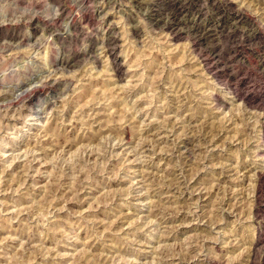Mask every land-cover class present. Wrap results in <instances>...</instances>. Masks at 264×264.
Listing matches in <instances>:
<instances>
[{"label": "rangeland", "instance_id": "rangeland-1", "mask_svg": "<svg viewBox=\"0 0 264 264\" xmlns=\"http://www.w3.org/2000/svg\"><path fill=\"white\" fill-rule=\"evenodd\" d=\"M0 91V264H264V0H0Z\"/></svg>", "mask_w": 264, "mask_h": 264}, {"label": "bare ground", "instance_id": "bare-ground-1", "mask_svg": "<svg viewBox=\"0 0 264 264\" xmlns=\"http://www.w3.org/2000/svg\"><path fill=\"white\" fill-rule=\"evenodd\" d=\"M216 1V0H215ZM184 9V8H183ZM237 12V11H236ZM194 13V12H193ZM215 16V15H214ZM187 17V16H186ZM172 20V19H171ZM176 22V21H175ZM179 22V21H178ZM76 23V22H75ZM230 26V25H229ZM261 29V28H260ZM217 30V29H216ZM180 31V30H179ZM175 32V31H174ZM112 36V35H111ZM259 36V35H258ZM115 38V37H114ZM198 38V37H197ZM113 41V40H112ZM118 41V40H117ZM116 41V42H117ZM108 47V46H107ZM114 47V46H113ZM108 49V48H107ZM98 56V55H97ZM69 58V57H68ZM70 66V65H69ZM118 68V67H117ZM58 78V77H57ZM69 78V77H68ZM64 79H66V78H64ZM55 81V80H54ZM157 81V80H156ZM181 82V81H180ZM59 83V82H58ZM67 83H68V81H67ZM88 83V82H87ZM160 83V82H159ZM158 83V84H159ZM166 83V82H165ZM90 84V83H89ZM176 84V83H175ZM181 84V83H180ZM65 86V85H64ZM15 87H16V85H15ZM153 87H154V85H153ZM181 87V86H180ZM85 88V87H84ZM93 88V87H92ZM3 89V88H2ZM16 89H18V88H16ZM61 89V88H60ZM88 89V88H87ZM36 90H37V88H36ZM62 90H64V89H62ZM75 89H73V91H74ZM85 90V89H84ZM3 91V90H2ZM83 91V90H82ZM1 92V91H0ZM14 92V91H13ZM32 92V91H31ZM97 92V91H96ZM111 92V91H110ZM4 93V92H3ZM63 93V92H62ZM73 93V92H72ZM237 93V92H236ZM235 93V94H236ZM30 94V93H29ZM28 94V95H29ZM93 94V93H92ZM247 94V93H246ZM246 94H245V96L244 97H242L243 98V100L245 101V102H247L249 105H251V107L252 108H257V106H256V104H254L255 102L254 101H252V99L250 98V96H246ZM19 95V94H18ZM27 95V96H28ZM82 95V94H81ZM87 95V94H86ZM94 95V94H93ZM248 95V94H247ZM9 96V95H8ZM74 96V95H73ZM77 96V95H76ZM83 96V95H82ZM85 96V95H84ZM83 96V97H84ZM92 96V95H91ZM235 96V95H234ZM243 96V95H242ZM253 96V95H252ZM96 97V96H95ZM237 97V96H236ZM240 97V96H239ZM94 98V97H93ZM93 98H91L92 100H93ZM264 98V97H263ZM22 99V98H21ZM28 99V98H27ZM54 99V98H53ZM66 99V98H65ZM62 100V99H61ZM75 100V99H74ZM78 100V99H77ZM258 100V99H257ZM262 100V99H261ZM264 100V99H263ZM16 101V100H15ZM50 101V100H49ZM53 101V100H52ZM96 101V100H95ZM64 102V101H63ZM93 102V101H92ZM18 103H20V102H18ZM49 102H47L46 103V107H45V109H44V111L46 112L45 114L47 115V111H46V109L47 108H49V104H48ZM52 103V102H51ZM258 103H260L259 101H258ZM12 104V103H11ZM23 104V103H22ZM64 104V103H63ZM184 104V103H183ZM37 105V104H36ZM39 105V104H38ZM66 105V104H65ZM91 105V104H90ZM138 105H142V103H139ZM11 106V105H10ZM62 106V105H61ZM136 106V105H135ZM35 107H37V106H35ZM165 107V106H164ZM41 108V107H40ZM199 108V107H198ZM259 108H261V107H259ZM1 109V108H0ZM39 109V108H38ZM37 110V109H36ZM51 110V109H50ZM122 111V110H121ZM38 112H40V111H38ZM99 112V111H98ZM167 113V112H166ZM22 114V113H21ZM37 114V113H36ZM23 115V114H22ZM43 115V114H42ZM33 116V115H32ZM52 116V115H51ZM49 117V116H48ZM114 117V116H113ZM132 117V116H131ZM59 119V118H58ZM165 124V123H164ZM136 125V124H135ZM137 126H140V125H137ZM52 127V126H51ZM51 127H49V128H47L46 129V131H47V133H50V130H51ZM56 128V127H55ZM115 128V127H114ZM140 128V127H139ZM117 129V128H116ZM246 130V129H245ZM245 130H242L241 131V134L242 135H244L245 133H247ZM52 131H54V130H52ZM51 133H53V132H51ZM55 133H56V131H55ZM119 133V132H118ZM240 133V132H239ZM49 135V134H48ZM51 135V134H50ZM53 135V134H52ZM58 135H56V137H57ZM60 136V135H59ZM64 136H66V135H64ZM142 136V135H141ZM91 137V136H90ZM139 137V136H138ZM60 138V137H59ZM58 138V139H59ZM94 138V139H93ZM93 138H91V139H93V141L94 140H98V137H93ZM57 139V140H58ZM259 140V139H258ZM52 141V140H51ZM66 141H67V139H66ZM65 141V142H66ZM55 142V141H54ZM38 143V142H37ZM47 143V142H46ZM69 143V142H68ZM36 144V143H35ZM50 144H52V143H50ZM65 144V143H64ZM70 144H72V143H70ZM69 144V145H70ZM142 144V143H141ZM34 146V145H33ZM44 146V145H43ZM72 146V145H71ZM144 146V145H143ZM67 147V146H66ZM171 147V146H170ZM261 155H264V151H262L261 153H260ZM44 155H46V154H44ZM48 155V154H47ZM46 158V157H45ZM82 161V160H81ZM195 165V164H194ZM198 165V164H197ZM53 166V165H52ZM250 165H246V164H244V168L245 169H247V176H248V172H250V171H252V168L251 167H249ZM198 167V166H197ZM196 167V168H197ZM198 169V168H197ZM256 175H257V182H256V187H255V199L258 201L259 199L261 200V199H263V198H261L262 197V195L264 194V168H262V170H259V171H257V173H256ZM59 179H60V177H58ZM57 179V178H56ZM54 180V179H53ZM172 180H174V179H172ZM15 181V180H14ZM19 181H20V179H19ZM181 181V180H180ZM60 182V181H59ZM173 182V181H172ZM56 183H58V180H57V182ZM76 183V182H75ZM74 183V184H75ZM157 183V182H156ZM159 183V182H158ZM60 184V183H59ZM53 185H55V184H53ZM160 185V184H159ZM52 186V185H51ZM50 186V188H53V187H51ZM182 186V185H181ZM55 187V186H54ZM159 187V186H158ZM164 187V186H163ZM58 188V187H57ZM52 190V189H51ZM77 190V189H76ZM55 192V191H54ZM49 193H50V190H49ZM47 198V197H46ZM255 201V200H254ZM261 202V201H260ZM263 202V201H262ZM162 204H164V203H162ZM263 204V203H262ZM158 205V204H157ZM165 205V204H164ZM163 205V206H164ZM162 206V205H161ZM166 206V205H165ZM168 206H170V205H168ZM168 206H167V208H168ZM171 207V206H170ZM255 207V206H254ZM166 208V207H165ZM164 209V208H163ZM162 209V207H161V210H163ZM168 210V209H167ZM262 210H264V209H262ZM256 212V211H255ZM254 212V213H255ZM256 213H258V210H257V212ZM262 213V212H261ZM259 215V214H258ZM257 215V216H258ZM264 215V214H263ZM217 217V216H216ZM263 217V216H262ZM259 218V217H258ZM112 223H110V225H111ZM172 225V224H171ZM170 225V226H171ZM107 226H109V225H107ZM260 226V225H259ZM112 227V226H111ZM173 227V226H172ZM2 228V227H1ZM4 228V227H3ZM170 231V230H169ZM261 236V235H260ZM258 239H259V237H257ZM30 241H31V239H30ZM53 241V240H52ZM255 241V240H254ZM263 241V240H262ZM250 242V241H249ZM259 242H261V240L259 239V240H256L255 242H253V244L251 243V245H250V247H249V249H250V251H249V254H247V256L249 257V258H251V261L253 262V263H255L254 262V257H255V255H256V253H255V251L257 250V247H256V245L259 243ZM125 243V242H124ZM250 244V243H249ZM263 244V243H262ZM99 258V257H98ZM97 258V259H98ZM86 260V259H85ZM90 260V259H89ZM99 260H100V258H99ZM173 261V260H172ZM249 261V260H248ZM79 264H80V262L79 261H77ZM84 262V261H83ZM96 262V261H95ZM82 263V262H81ZM252 263V264H253ZM83 264V263H82ZM85 264V263H84ZM97 264V263H96Z\"/></svg>", "mask_w": 264, "mask_h": 264}]
</instances>
